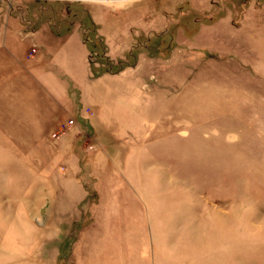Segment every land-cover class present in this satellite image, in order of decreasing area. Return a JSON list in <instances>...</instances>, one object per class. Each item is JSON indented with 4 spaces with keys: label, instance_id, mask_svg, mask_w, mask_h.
Listing matches in <instances>:
<instances>
[{
    "label": "rangeland",
    "instance_id": "rangeland-1",
    "mask_svg": "<svg viewBox=\"0 0 264 264\" xmlns=\"http://www.w3.org/2000/svg\"><path fill=\"white\" fill-rule=\"evenodd\" d=\"M8 1L0 264H264V0Z\"/></svg>",
    "mask_w": 264,
    "mask_h": 264
},
{
    "label": "crops",
    "instance_id": "crops-1",
    "mask_svg": "<svg viewBox=\"0 0 264 264\" xmlns=\"http://www.w3.org/2000/svg\"><path fill=\"white\" fill-rule=\"evenodd\" d=\"M4 2L6 3L5 5H4ZM5 6H6V8H8V9H11V8H13L14 6H13V4H12V2H9L8 0H3V1H1L0 0V68H55L57 71H60V72H63L61 69H59V68H61L62 67V69H63V64H64V61L63 62H59V60H57V62H55V61H53L54 62V66L53 67H50V63H49V66H44V64H38V63H35V62H33L32 64H30V65H24V64H22V62L21 61H19L18 63L19 64H15V65H11V64H6V65H3V62H11V57H15V54L14 53H12V52H9V51H7V50H4L5 48H4V41H6V39H7V36L6 35H8V31H5L4 32V28H3V26L5 25V23L6 24H8V23H10V21H8V18L6 19V20H4V19H2L3 17H2V15H1V13L5 10ZM7 21V22H6ZM13 21V20H12ZM10 24H13V22H11ZM14 25V24H13ZM46 30L44 29V27L42 28V29H39V30H33V31H31L32 32V34H36V35H38L39 33H41V32H45ZM13 35L15 34L14 32L12 33ZM4 57H5V59H4ZM4 59V60H3ZM28 72H30V71H28ZM32 72V71H31ZM30 72V73H31ZM33 73V72H32ZM31 73V74H32ZM55 73V72H54ZM52 74V73H51ZM32 75H34V74H32ZM53 80L51 81L52 82V84L50 85V86H46V84H43V82L41 81L40 82V85L42 86V87H45V88H51V89H55V87H56V85L58 86V90L60 89V86H61V81H60V79L59 78H56V75L54 76V74H52V77H51ZM56 80H58V81H56ZM56 81V82H55ZM53 85H55V86H53ZM57 88V87H56ZM60 92H59V96H60ZM66 98V97H65ZM56 99H58V101H61V103L64 101V98L62 99V97H60V98H56Z\"/></svg>",
    "mask_w": 264,
    "mask_h": 264
},
{
    "label": "built area",
    "instance_id": "built-area-1",
    "mask_svg": "<svg viewBox=\"0 0 264 264\" xmlns=\"http://www.w3.org/2000/svg\"><path fill=\"white\" fill-rule=\"evenodd\" d=\"M74 123V118L70 117L68 118L65 123L62 125L60 132L63 133L65 131V128L70 127ZM56 134V133H55ZM54 134V135H55Z\"/></svg>",
    "mask_w": 264,
    "mask_h": 264
}]
</instances>
